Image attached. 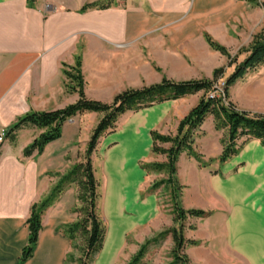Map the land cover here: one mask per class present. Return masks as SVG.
I'll return each instance as SVG.
<instances>
[{"label":"crops","instance_id":"crops-1","mask_svg":"<svg viewBox=\"0 0 264 264\" xmlns=\"http://www.w3.org/2000/svg\"><path fill=\"white\" fill-rule=\"evenodd\" d=\"M103 2L108 0H0V131L30 110H55L77 101L78 94L67 91L63 63L74 64L78 52L86 95L110 102L128 86L161 81L152 61L171 76L180 70L182 80L197 76L191 73L212 65L210 57H219L206 32L236 45L264 20V8L247 0H111L107 8L81 11L87 3ZM230 96L242 110L264 113V64L231 85ZM182 98L126 112L118 129L104 136L113 192L119 177L133 187L141 157L135 152L143 141L142 154L147 152L151 131ZM36 129H21L15 141L0 142V264H18L28 243L31 207L65 158L59 142L74 135L66 124L62 136L41 154L26 156ZM185 154L179 159V176L188 184L186 201L213 211L205 223L208 251L217 252L221 264L230 263L229 258L264 264V144L249 139L237 155L205 167ZM124 199L118 210L121 206V214L131 215ZM62 210L58 204L44 211L34 256L24 264H66L73 246L63 226L73 219Z\"/></svg>","mask_w":264,"mask_h":264},{"label":"trees","instance_id":"trees-1","mask_svg":"<svg viewBox=\"0 0 264 264\" xmlns=\"http://www.w3.org/2000/svg\"><path fill=\"white\" fill-rule=\"evenodd\" d=\"M252 3H259V0H247ZM111 0L103 3H87L81 9L82 12L88 8H107ZM205 38L210 46L220 51L231 59L235 64L233 72L225 81V97H228V88L237 80L243 78L250 70L264 64V26L257 32L250 46L246 49V55L239 61L238 56H231L227 48L217 42L209 33ZM63 71L69 80L70 92L78 93L76 102L55 110H30L19 116L6 130L5 138L15 141L21 129L34 127L43 130L32 143L25 149L24 154L31 156L35 152L41 154L46 145L62 136L64 123L71 117L85 112H98L102 114L99 122L94 128L87 144L85 157L75 163L69 171L61 176L58 183L49 196L40 203L35 202L31 207V213L27 219L29 228L28 243L22 250L18 264H24L34 256L42 230V215L50 207L57 197L62 193L66 184L78 186L77 199L81 203L76 210L79 214L77 219L63 226L65 235L76 248L75 240L80 236L83 245L79 250L81 255L75 259L72 253L67 256V261H76L77 264H94L96 256L102 251L107 235V226L103 221L99 201L101 199L100 182L96 175L93 153L98 150L104 136L115 132L119 127L120 117L129 111H138L169 100L179 99L197 92L203 91L204 95L190 112L180 121L175 135H165L152 131L153 151L165 154L167 162L154 163L150 166L154 169H165L169 176L155 184V188L162 185L170 186L174 203V221L179 223L169 230H166L156 238L144 243L128 264H140L151 244H158L169 233L172 234L175 242L173 264H193L186 253H182L186 244H196V241L187 240L183 231V221L187 217H204L208 212L203 209H184L178 197L181 192V185L176 179V164L180 155L186 152L194 157L200 165L206 166L203 156L194 147L195 133L201 128L208 115H213L216 129H225L227 138L224 140V148L219 157L221 162L237 155L243 144L249 139H260L264 144V113H251L238 109L232 102L226 104L224 99L213 93L216 89L214 81L223 75L224 69L217 68L214 71L213 79H187L174 81L164 78L161 82L142 88H131L118 93L110 103L89 98L85 92V81L82 74L81 57L76 58L75 65L63 63ZM224 97V96H223ZM158 143H170V147H161Z\"/></svg>","mask_w":264,"mask_h":264},{"label":"rangeland","instance_id":"rangeland-1","mask_svg":"<svg viewBox=\"0 0 264 264\" xmlns=\"http://www.w3.org/2000/svg\"><path fill=\"white\" fill-rule=\"evenodd\" d=\"M248 2L251 3L254 7L259 6L264 8V0H259L258 4L252 3L250 1ZM263 26H264V20H262L257 26H255L254 29H252L251 31L248 30L247 33L245 32L241 37H239V41L236 45H225L221 43L219 40H217L214 36H212V34L210 33L209 34L217 42L224 45L232 57L238 56L239 61H241L245 57L247 53L246 49L250 46L254 35L257 32H259ZM209 47L212 50V52L219 55V57L216 55L210 57L209 62L212 63V65L210 64L206 66L204 65L203 67H199L197 71L191 73L197 76L188 79H202V78L213 79L215 69L223 68L224 69L223 75L218 77L214 81L215 83L214 89L216 90L213 93L221 96L226 104L232 102L238 109L242 110L239 107L240 104L238 105V102L231 98L230 87L228 88V97H225V89H226L225 81L227 77L233 72L235 68V64L232 65L230 58L222 54L220 51L213 49L210 46V44ZM77 57H81L82 74L84 77L82 53L78 52L76 58ZM75 63L74 64L66 63V64L72 66L75 65ZM152 63L155 69L162 74L161 81L164 78H168L174 81L182 80V78H180V76L182 75V72L180 70L174 69L171 72L173 74L171 76L168 73H166L157 62L152 61ZM190 64L191 66L195 65V63L193 62ZM250 71H248L246 74H248ZM183 74H185V72H183ZM84 81L86 86L85 78ZM68 82L69 80L67 79L66 88L67 91L70 92L69 86L67 85ZM152 84H155V82L149 84L145 83L138 87L128 86L124 90L131 88H142L144 86H149ZM203 95L204 92L200 91L195 94H191L183 97L176 104H174L171 109L168 110V115L166 116V118L162 119V121L159 122L153 128L152 131H156L165 135H175L177 133V129L180 121L190 112V110L194 106L198 104V102L200 101ZM251 113H255V112H251ZM100 118H101L100 115H93L91 113L77 114L71 117L70 119H68L64 123V125L68 124L69 127L73 128L74 135L72 134V137H63L62 140L59 142L60 147L58 146V148H63V153L65 155L64 156L65 158L61 161V164L59 166H57L54 170L50 172V178H48L49 179L48 188L37 202L40 203L43 199L49 196V194L54 189L61 176L65 174L67 171H69L70 168L75 163L83 160V158L85 157L88 141ZM42 131L43 130L41 129H36L35 138L38 137ZM226 138H227L226 130L216 129L214 116L210 114L207 116L201 128L197 130L195 133L194 147L196 148V151L203 156L204 161L207 162L208 165H210L214 162L220 161L219 157L223 151L224 140ZM4 139L5 137L0 142H3ZM220 143L222 144V150L221 147H219ZM158 145L167 148L170 147L171 144L158 143ZM144 147H145V143L143 141L139 146V150L135 152L136 156L141 155V157L137 158V165L140 168V170H137V168L135 167V170L137 171L139 178L138 180H136V182L133 185L134 189H136L135 193H136V200L138 205L140 207L147 208L145 210V213L142 215L138 214L137 211L131 209L127 210V212H130V214L132 213L131 215L121 214V206L118 212L117 211L115 212V210L113 211L111 210V200L113 198L112 195L114 192L112 187V175L107 167L108 158L106 155L108 149L105 148V146H103L101 141L98 150H96V152L93 153L94 167H95L96 175L100 182V192L102 196L99 201V207H100L102 219L107 226V235L105 238L104 247L102 251L96 256L94 264H104L102 263L104 262L102 258L105 255H109L107 264H128L144 243H146L150 239L158 237L160 233L179 225V223L174 221V217H175L174 203L172 200L173 197L170 186L162 185L159 188H155V184L163 179L168 178L169 174L165 169L158 170L150 166L154 163L160 164L167 162V157L165 154H160L153 151V138H152V142H150V145L148 146L147 152L145 154H142ZM185 155L188 154L186 153ZM179 159L176 164V168H177L176 179L181 185V192L178 197L179 198L178 201L180 205L184 209L198 208L208 212V215L204 217L189 216L186 218V220L183 221V231L186 239L196 241V244L187 243L182 253H186L188 255L189 260L193 264H221V262H219L220 261L219 257L217 256L218 253L216 252L215 255L213 252L211 254L210 250H209L210 252L208 251V246L210 244L211 238H209V234L206 233L207 225L205 223L206 220L211 215H213V211H211L210 209L208 210L205 208L198 207L196 205H192L186 201L187 198L186 192H188L187 189L188 184L180 180L181 176H179ZM132 162L133 160L130 161V163ZM198 165L200 167H205L200 165L199 162ZM77 195H78V186L74 183L66 184L62 193L57 197V199L51 206H56L58 204L62 205V209H63L62 211L67 210V214L73 219V221H75L79 214L76 210L81 205V203L77 199ZM150 197L153 198L154 200V204L152 202L153 206L148 200ZM141 201H145L146 203L141 204ZM118 213L123 219L122 220L123 227H121L120 229L117 226L119 222ZM139 217H141V219H137ZM214 222L215 221H213L212 223ZM75 243H76V248L72 247L70 253H72L73 258L77 259L81 255V251L79 250L80 248L78 247H81L83 245L82 238L80 236H77ZM174 247H175V242L173 240V236L171 233H169L165 236V238L161 240L160 243L151 244L149 246V249L146 252L143 259L141 260L140 264H173V261L175 259ZM227 261H230V263H226V264H244L242 260L233 261L234 262L233 263L232 260H230L229 258V260ZM66 264H77V262L69 260L66 262Z\"/></svg>","mask_w":264,"mask_h":264},{"label":"bare ground","instance_id":"bare-ground-1","mask_svg":"<svg viewBox=\"0 0 264 264\" xmlns=\"http://www.w3.org/2000/svg\"><path fill=\"white\" fill-rule=\"evenodd\" d=\"M125 176V175H124ZM115 177V176H114ZM118 178V177H117ZM128 180V179H127ZM120 177L118 178V182L115 185V190L114 193L112 195V200H111V210H115V212H118V207L120 204V200L123 201L126 200V205L128 206V208H130L131 210L133 209L134 211H137L138 209L140 211H143L146 208L143 207H137V203H136V197L134 196V190L131 184H128V182L124 180V183H120ZM136 190V189H135ZM121 195V196H120ZM124 197V198H122ZM128 203V204H127ZM124 204V203H123ZM123 208V207H122ZM122 218H119V222L117 224L118 228L120 229L121 227H123L122 224ZM109 255H105L102 259L104 260V262H106V260L109 259L108 257ZM105 258V259H104ZM102 262V263H104Z\"/></svg>","mask_w":264,"mask_h":264},{"label":"built area","instance_id":"built-area-1","mask_svg":"<svg viewBox=\"0 0 264 264\" xmlns=\"http://www.w3.org/2000/svg\"><path fill=\"white\" fill-rule=\"evenodd\" d=\"M6 136V129L0 131V141Z\"/></svg>","mask_w":264,"mask_h":264}]
</instances>
